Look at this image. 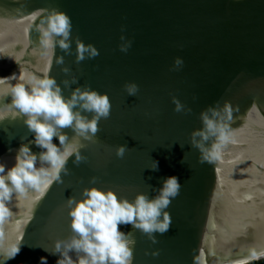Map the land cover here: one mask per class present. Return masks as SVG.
I'll list each match as a JSON object with an SVG mask.
<instances>
[{"label": "water", "instance_id": "obj_1", "mask_svg": "<svg viewBox=\"0 0 264 264\" xmlns=\"http://www.w3.org/2000/svg\"><path fill=\"white\" fill-rule=\"evenodd\" d=\"M20 4L26 7L17 12ZM51 8L71 17L72 55L58 46L47 56L38 50L34 29ZM121 35L133 41L127 53L119 50ZM76 37L95 45L100 55L77 65ZM61 55L63 66L55 63ZM176 57L184 66L171 71ZM13 73L14 79H3ZM33 75L55 77L65 97L90 85L108 94L112 109L99 122L98 143L82 150L87 161L76 166L75 157L69 158L71 174L61 173L62 184L13 194L6 204L10 215L0 220V243L21 248L6 264H40L41 257L56 264L59 255L50 254L55 240L72 234L67 199H82L85 188L112 189L133 201L139 193L154 198L172 176L182 187L166 209L172 224L164 235L156 233L158 243L132 225L119 226L134 233L133 264H193V249L203 264L264 258V0H0V107L11 102L15 84ZM72 75L78 84L65 88L62 81ZM127 82L139 85L136 96L124 90ZM173 96L191 114L176 113ZM217 101L234 108L232 142L217 164H200L190 133L202 127L200 113ZM82 115L91 119L90 113ZM62 131L70 139L74 135L70 128ZM34 138L23 119L0 121V163L6 171L21 144ZM53 143L60 146L57 137ZM119 145L129 148L123 159L115 154ZM29 146L33 153L42 151ZM154 161L158 170L151 169ZM156 250L157 257L145 255Z\"/></svg>", "mask_w": 264, "mask_h": 264}, {"label": "clouds", "instance_id": "obj_2", "mask_svg": "<svg viewBox=\"0 0 264 264\" xmlns=\"http://www.w3.org/2000/svg\"><path fill=\"white\" fill-rule=\"evenodd\" d=\"M25 7L20 4L16 11L21 12ZM45 12L34 29L40 34V54L47 56L50 47L58 46L64 55H72L71 17L57 8L46 9ZM124 30L122 26L121 31ZM120 40L122 43L118 45L119 50L127 53L133 41L123 35ZM75 43L77 65L100 55L95 45L86 44L79 37H76ZM64 55L56 58L57 65H64ZM15 62L19 64L17 60ZM183 66V58L176 57L170 70L179 71ZM61 70L65 75L71 71L68 67H62ZM15 77L16 74L13 73L11 77L3 79ZM62 84L65 88H71L72 84H78V77L72 75L71 80L65 79ZM124 90L128 96H136L139 85L127 82ZM8 95L12 99L4 107H0V121L6 116L12 120L23 119L35 138L28 144H21L13 167L6 171V165L0 163V220L10 215L6 204L12 200L13 194L24 196L29 191L40 192L53 181L62 184L61 173L71 174L67 163L73 156L75 158L72 163L76 166L86 162L88 158L82 150L87 149L90 144L98 143L99 122L107 120L112 109L107 93L101 94L87 85L76 87L70 97H65L61 84L57 83L55 77L47 75H33L26 82L15 84ZM172 103L176 113L191 114L192 109L176 96L172 97ZM235 111L239 112L238 106ZM82 113H90L91 119ZM233 113L234 108L228 101L223 105L217 101L200 113L202 127L190 133V147L199 151L200 164L215 165L221 159L223 150L232 142L231 125L235 122ZM65 128H70L74 133L71 139L62 131ZM54 137L59 139V147L53 143ZM32 143L42 149L39 154L32 152L29 146ZM180 146L183 148V145ZM128 151L127 145L115 148L119 159H123ZM37 162L40 164L39 168L36 167ZM151 169L158 170V162L154 161ZM97 179L93 176L90 183L95 184ZM181 187L178 177H168L154 198L139 193L133 201L120 198L112 189L105 191L95 186L85 188L82 199L77 200L74 196L67 199L72 234L67 238L56 239L50 254L59 255L56 264H133L136 245L134 233H124L119 230V226L132 225L133 229L139 230L153 244L158 243L156 233L164 235L170 229L172 216L166 209L179 196ZM20 250V246L13 245L6 249L0 243V264L15 259ZM196 252L193 249V264H203L202 256ZM70 253L76 254L75 260ZM159 254V250L145 252V255L153 257ZM40 264H47V258L41 257Z\"/></svg>", "mask_w": 264, "mask_h": 264}, {"label": "trees", "instance_id": "obj_3", "mask_svg": "<svg viewBox=\"0 0 264 264\" xmlns=\"http://www.w3.org/2000/svg\"><path fill=\"white\" fill-rule=\"evenodd\" d=\"M250 264H264V258L263 259H260L258 261H254V262H252Z\"/></svg>", "mask_w": 264, "mask_h": 264}]
</instances>
